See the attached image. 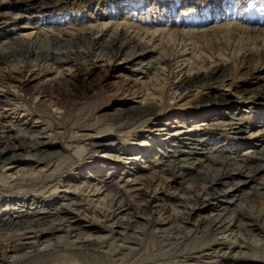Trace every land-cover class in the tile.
Instances as JSON below:
<instances>
[{
	"label": "rangeland",
	"instance_id": "obj_1",
	"mask_svg": "<svg viewBox=\"0 0 264 264\" xmlns=\"http://www.w3.org/2000/svg\"><path fill=\"white\" fill-rule=\"evenodd\" d=\"M173 1L177 0H49L38 9L25 6L24 0H0V14L17 17L6 28L0 26V48H5L4 37L28 41L41 35L53 41L72 40L80 33L102 43L118 39L125 44L126 39L136 49L104 57L95 48L80 46L77 51H89V55L59 68L34 63L1 65L0 94L13 95L0 105L2 141L15 145L46 142L64 151L49 162L27 157L16 164H0V208H5L0 216L6 214L5 219L17 221L16 216L62 209L70 220L88 226L85 222L90 217L84 212L95 210L108 215L111 222L128 218L131 223L144 225L143 233L155 236L145 238L142 232L135 236L137 241H144L133 246L136 248L130 256L125 249L119 255L118 248L99 244L78 251L65 246L64 241L57 249L39 250L34 257L18 256L13 263L6 258L5 264H210L232 259L240 264H264V234L242 233L250 238L244 241V254L237 257L232 251L222 259L206 251L220 242L214 244L201 232L218 214L231 226L241 221L263 228L264 199L254 198L253 202L241 198L253 190L251 186L264 183V172L246 185L241 186L246 178L240 176L226 181L225 186L215 185L212 193L228 191L229 195L224 199L218 194L210 196L205 208L183 202L188 195L178 190L191 187L200 192L204 184L181 182L175 174L163 176V185L151 175L172 156L190 162L205 156L201 163L209 165L212 176L217 168H237L241 156L259 158V152L264 151V0H230L235 8L224 12L218 8L220 12L213 17L207 14L221 0H178L181 7L171 10ZM166 10L170 14L166 15ZM48 15L55 20L37 22ZM80 67L90 73L79 82L83 93L65 117V109L56 104L52 90L69 81ZM220 69L227 78L222 84H213L212 93L225 97L223 104L201 106L200 98L205 95L201 86L189 93L175 88L186 80L197 83ZM93 103L102 104L98 110L90 109ZM144 106H156L157 111L126 123L125 118L112 116L117 109ZM108 140L114 144L98 151L90 148L91 141ZM142 155L145 160L139 158ZM213 156L223 161L212 163L208 157ZM229 157L237 162L227 163L225 158ZM247 165L256 169L264 166V160H248ZM199 166L196 168L204 170ZM146 179L150 185H144ZM102 180L114 182L129 203L105 191ZM137 191L148 198L135 197ZM9 200L14 201L9 204ZM219 204L227 205L226 212L217 211ZM104 221L100 219L92 226ZM4 228L9 232L0 238V254L18 234L11 231L16 230L14 227ZM160 229L181 234L176 240L166 238ZM232 229L235 232L230 237L237 234Z\"/></svg>",
	"mask_w": 264,
	"mask_h": 264
},
{
	"label": "bare ground",
	"instance_id": "obj_2",
	"mask_svg": "<svg viewBox=\"0 0 264 264\" xmlns=\"http://www.w3.org/2000/svg\"><path fill=\"white\" fill-rule=\"evenodd\" d=\"M47 1H49V0H46V1L45 0H24V3H25V6L38 8V7H41L42 5H44ZM140 3H138L137 5H139ZM178 4H179L178 0L173 1L170 4L171 10L173 8L175 9L176 6L179 7ZM180 7H181V5H180ZM232 7L235 8L233 6V3L230 0H221V2H216V5H215L216 9L212 10L211 13L207 14V15L210 17H213V16H216L220 12V11H217L218 8L222 9V12H224V11H226ZM166 11H167L166 15L170 14V12L168 10H166ZM254 11H257V10H254ZM36 13L40 14L41 12L38 11ZM14 18H15V16H14ZM15 19L9 17L8 13L7 14H0V26L2 27V25H4L2 28V29H4V27L6 28L7 23H9L11 20H15ZM160 19H162V18H160ZM54 20L55 19L53 18V16L48 15L47 17H42V19H38L37 22H41V24H42V22L43 23H46V22L51 23V21H54ZM9 26H13V25H9ZM0 32H2V31H0ZM3 40H7V42L6 41H5V43L3 42L4 43L3 45L5 48H0V70H1V65H9V64H13V63H21V64L34 63L35 66H40L41 64H50L52 66H56L57 68H59L65 64L71 63L72 60H77V59L80 60V59L87 57V55H89V51H88V53H82V52L77 51V49L80 46H84L87 50H93L95 48V50L98 51L100 53V55H102L104 57H108V56L116 57L117 55L122 54L123 51L126 50L127 48L131 49V51L133 50L132 52H135V50H136L135 47H130V41L126 40V39H123L125 44H123V42L119 43L118 39H111L109 41L102 43V42L87 38L86 34H80V33L78 34L77 38L72 39V40H59L58 38H56L53 41L52 40L47 41V40H44V37L42 38L41 35L40 36L36 35V37L33 36L32 40H28V41L23 40V39H18V38H7V37H4ZM73 49L74 50L76 49V50L73 51ZM251 57H253V56H250V58ZM262 57H264V55ZM142 68H144V66ZM89 73L90 72H88L87 69H83L81 67L76 68L74 71V75L70 78L69 81L67 80V82H65V83L61 82L62 84H60V85L58 84V86H56L54 88V90H52V92L55 94V97H56V104L60 105L62 108L65 109V117L70 114V112H69L70 108L73 106L74 102L79 98V96L82 95V93H83V91H81L83 89H81V90L79 89V87H80L79 82L83 81L84 78L89 75ZM226 78H227V75H225L224 71L220 69V70L213 71L208 76L204 77V79H202L201 81H199V82L196 81L197 83H194L193 80H186L184 82H180L178 85H176L175 88L177 91L189 93L192 88L201 86L202 88H204L203 91L205 92V95L203 97H201L200 101H199V104H201V106L204 107V105L211 104V103L212 104H223V103L227 102V99L225 97H223L222 95L213 94L212 93L213 92L212 85L213 84H222L226 81ZM91 87H93V86H91ZM87 90H90V89L87 88ZM11 96H13V95L9 92L1 93L0 94V105H1L2 101L8 100ZM101 104H98V105L95 104L94 105V103H93V105L95 107L93 106V108H90V109L96 108V110H98V108L101 106ZM202 104H204V105H202ZM90 106L92 107V105H90ZM90 106H88V107H90ZM88 107L86 109H88ZM85 110H83V111L85 112ZM89 110H88V112H89ZM156 111H157L156 106H144L142 108H138V107L122 108V109H117L115 111L114 115H112V116L115 118H125L127 120V121H125V123H126V122H129V121L136 119V118L148 116L150 114H153ZM7 141H2V139L0 138V164H2V165L16 164V163H19L20 161L26 159L27 157H32V158L39 160V161L49 162V161H52L53 159H55L57 157L62 156V153L64 151L62 148L55 147L54 145L46 143V142H30V143H24V142L20 143L19 142L17 145H15V144L10 143V142L8 143ZM110 141H112V140H108V141L103 142V143L98 142V141H91V143H90L91 147L90 148L94 151H98L102 148H106L107 146L114 144L113 141L112 142H110ZM3 144H5V147L1 148V146ZM213 151H214V149H213ZM143 152H145L146 154L151 153V152L149 153L147 150H144ZM207 153L212 154V152H207ZM258 155H260L259 158L256 157V155L255 156H244V157L241 156L240 161L238 162V163H240V165L239 164H238V166L236 165L237 168L233 169L232 168L233 166L231 167V165H230V167L233 170H226V167H225V170H223V169L221 170V169L217 168V170L213 173L212 176L209 173V171L211 170V169H208L209 165L203 166L201 163V161H202L201 157H205V156H199L200 157L199 159H195L194 161H191V162L187 158L181 159V156L178 157L179 159L178 158L175 159V157L172 156V157H170V160L168 161V163L166 165L160 166L158 168V171L154 170L151 173V175H152V178L160 180V182L163 185H165V182L162 180L163 176L175 175V174L179 175V180L181 182H184V183L190 182L191 184L197 182V183L204 184L205 187L202 186L203 189L200 192L196 188H191V187H190L191 189L184 187V188H182V189L180 188L178 190H180L183 193L188 195V197L182 198L183 202L191 203L194 205H200L201 207L205 208L207 206V203L209 202L208 198L210 196H215V194H218V198L224 199L225 197H227L229 195L228 191H224L223 194H222V192L221 193L220 192L215 193V191H214V193H212L213 187L215 185H222V186L224 185L225 186V185H227L226 181L232 179L234 176H240V177L246 178V180L241 182L242 183L241 186L246 185L247 181L249 183H251V182L257 180L258 179L257 176L261 175L264 172V166L259 165L255 169V168L249 167L247 165V161L248 160H254V161L264 160V151L259 152ZM139 158L144 159V160L146 159L145 155H142ZM208 159H212V163H216V164L220 163V161H223L222 159H217L214 156L208 157ZM195 161L197 163H195ZM225 161L227 163L229 161L237 162L236 159H234V157L225 158ZM229 164H231V163H229ZM198 165H200L199 167L202 166L204 168V170L197 169L196 166H198ZM227 166L229 167V165H227ZM234 167H235V164H234ZM191 170H193V171L191 172ZM143 183L146 186L151 184L149 179H146L145 181H143ZM180 184H182V183H180ZM238 184H240V182ZM100 185L102 186V188L105 189V191L112 193L114 196H118L120 198L122 197V199L124 201L129 203L128 197L125 195L123 196V194L121 195L119 188L116 187L114 182L102 180L100 182ZM228 186H230V185H228ZM235 186L237 187V185H235ZM251 189H253V190H251ZM251 189H250L251 192L250 193L248 192L249 194H247L246 196L243 197L241 195L243 198H241V196H239L241 198V201L242 200H244V201L245 200H249V201L253 200V202H254V198L264 199V183H262L260 185L258 184L257 187L251 186ZM135 197L143 199V200L148 198L146 193L141 192V191H137L135 194ZM13 201L14 200H9L8 202L10 204ZM126 206L128 208L131 207L130 204H127ZM2 210L4 212L5 208H0V212ZM226 210H227V205L223 206L222 204H219L217 211L220 214L224 211L226 212ZM136 211H137V209H136ZM84 213H85V215L90 217V220L85 222V223L90 224L88 226L80 225V223L78 221L75 222V221L70 220V218L67 217L68 214L63 213L62 209L61 210L56 209L55 211H49V212L47 211L45 213H40V212L38 213L37 212L36 214H31V213L25 214V216L23 218H19V216H16V218L18 219L17 221L11 220L8 217H7L8 219H5L6 214H3L2 216H0V238L3 237L5 234H7L6 232H9V231H6V229L4 228L5 226L16 228V230H11V231H14L15 233H18V234L14 235L16 237V239H14V240L12 239L11 242L9 244H7L9 246H6V248L0 254V264L7 263V261H5L6 258L11 259L10 262H12V259H14L18 256H19L18 258L24 257V259H25V258H30L31 256H33V254L34 255L37 254L39 252V250L45 251V250H48L50 247L57 249V247L60 244H63L62 242H64V241L66 242L65 246L69 245L70 247H73L78 251H82L89 246H96L99 244V245H107V247L114 246V247L118 248L119 249V251H118L119 255L120 254L122 255L121 251L123 249H125L126 250L125 252L127 253L128 256L133 254L132 251L134 250V248H136L133 246H136L137 243L140 245L143 244L144 239L143 240L140 239L142 242H139V241H137L139 239H135L136 238L135 236L138 237V235L142 231H144L143 228H146L144 225L138 226L137 225L138 223H135V222L131 223L128 220V218L126 219L125 222H119V221L118 222H111V220H109L108 215L107 216L101 215V213L95 212V210H91L90 212L86 211ZM76 216L80 217L79 212H78V214H76ZM112 216H114V213H112ZM215 216H217V217H215V219H213V218L210 219L208 222L209 223L208 226L203 227V230L201 231L202 234L210 236L213 239L210 241H213L214 244H216V242H218V243L220 242L219 246L211 244L212 246L209 247L208 250H206L209 252L210 255L221 256L223 259V258H227V256L231 255V253L234 252L235 256L238 257L239 255H242L243 247L246 246V245H244L245 244L244 241L247 239L248 240L250 239V238H247V237H244L243 235H241L242 233L246 234V235L248 234L251 236H255L252 234H254L256 232L259 235L264 234V227L262 228L256 224H246L243 222L239 223L241 221H239V222L237 221L238 224L236 223L233 226H231L230 224L228 225V221L225 218L220 217L221 215L218 214ZM100 219H105L104 223H101L99 226L96 225L95 227H93L92 224H96V222L98 220L100 221ZM232 228L236 229L237 234L239 235L240 239L237 237V234L233 237H230L231 234H233L235 232V231H233ZM229 232H230V235L226 236L227 233H229ZM159 233H161L163 235V237L173 238L175 240L177 239V236H180V234H181V232H178V231H170V230H164V229H160ZM60 234L61 235L63 234V236H60ZM143 234H144L145 238L146 237H148L149 239L155 238V236L152 235L151 233L150 234L143 233ZM186 236H188V235H186ZM225 236H226V238H225ZM61 239L63 241H61ZM233 240H234V242H233ZM208 241L209 240H207L206 243L208 245H210V243H208ZM246 243H248V242H246ZM187 246L189 247V245H187ZM221 246H225L224 249H222ZM174 247H176V245ZM204 248H206V247H204ZM250 248H252V247H250ZM253 249H255V248H253ZM194 251H195V249H194ZM227 251H230V253ZM235 251H237V252H235ZM183 257H184V255H183ZM116 258H118V257L116 256ZM192 258H193V256H192ZM242 258H243V256H242ZM122 260L125 261L124 259H122ZM119 261H120V259H119ZM193 261L195 263H197L196 260H193ZM79 262L80 261H78V260L76 261V263H79ZM70 263H73V262L70 261ZM210 264H240V263L237 259H235V260L232 259V260L227 261V262L224 261L222 263L220 262V263H210Z\"/></svg>",
	"mask_w": 264,
	"mask_h": 264
}]
</instances>
